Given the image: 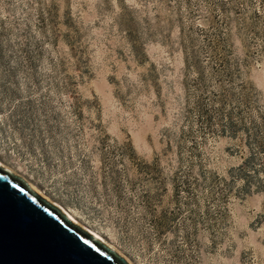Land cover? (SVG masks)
<instances>
[{
    "label": "rangeland",
    "instance_id": "obj_1",
    "mask_svg": "<svg viewBox=\"0 0 264 264\" xmlns=\"http://www.w3.org/2000/svg\"><path fill=\"white\" fill-rule=\"evenodd\" d=\"M187 12L178 0H0V167L127 264H264V156L244 133L209 139L194 167L224 179L226 210L175 198L195 75L185 54L206 24ZM247 16L231 15L226 54L259 123L264 23L254 41Z\"/></svg>",
    "mask_w": 264,
    "mask_h": 264
},
{
    "label": "trees",
    "instance_id": "obj_2",
    "mask_svg": "<svg viewBox=\"0 0 264 264\" xmlns=\"http://www.w3.org/2000/svg\"><path fill=\"white\" fill-rule=\"evenodd\" d=\"M178 1L186 5L190 19L206 24L195 26L194 44L185 54L186 66L193 69L195 75L190 84L192 99L185 108L186 126L181 131L179 146L184 147L188 166H180L174 174L175 198L189 212H195L202 198L207 214L215 216L226 210L225 181L209 170L201 169L199 174L194 171L208 140L242 132L255 143L254 151L264 156V122L248 120V87L241 82L238 92H234L235 78L226 54L231 15L244 18V13L249 11L244 29L254 41L262 37L258 25L264 23V0H253L254 4L250 0ZM250 157L253 155L250 154L244 164ZM263 164L261 162L259 167Z\"/></svg>",
    "mask_w": 264,
    "mask_h": 264
},
{
    "label": "water",
    "instance_id": "obj_3",
    "mask_svg": "<svg viewBox=\"0 0 264 264\" xmlns=\"http://www.w3.org/2000/svg\"><path fill=\"white\" fill-rule=\"evenodd\" d=\"M0 264H127L0 167Z\"/></svg>",
    "mask_w": 264,
    "mask_h": 264
},
{
    "label": "bare ground",
    "instance_id": "obj_4",
    "mask_svg": "<svg viewBox=\"0 0 264 264\" xmlns=\"http://www.w3.org/2000/svg\"><path fill=\"white\" fill-rule=\"evenodd\" d=\"M63 210V209H62ZM64 211V210H63ZM61 212L63 215L66 216V218L72 223L78 225L77 220L67 211ZM94 239L98 240L101 244H105V241L95 232H91V235Z\"/></svg>",
    "mask_w": 264,
    "mask_h": 264
}]
</instances>
